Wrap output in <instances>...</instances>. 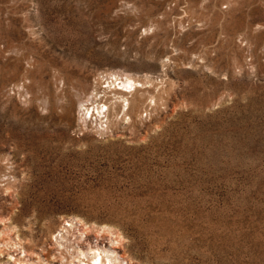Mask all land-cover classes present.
Masks as SVG:
<instances>
[{
    "label": "rangeland",
    "instance_id": "rangeland-1",
    "mask_svg": "<svg viewBox=\"0 0 264 264\" xmlns=\"http://www.w3.org/2000/svg\"><path fill=\"white\" fill-rule=\"evenodd\" d=\"M111 72L149 83L99 132ZM69 221L134 264H264V0H0V264L68 263Z\"/></svg>",
    "mask_w": 264,
    "mask_h": 264
},
{
    "label": "bare ground",
    "instance_id": "bare-ground-1",
    "mask_svg": "<svg viewBox=\"0 0 264 264\" xmlns=\"http://www.w3.org/2000/svg\"><path fill=\"white\" fill-rule=\"evenodd\" d=\"M115 76H122L124 77V80L117 85L114 81H111L113 78V75ZM106 78V79H105ZM105 79V80H104ZM118 78H116L117 80ZM106 83L107 86L105 85ZM148 81H141L140 78L127 73H114L111 72L109 74H106L105 76L101 77V79L97 82V84L92 88V92L86 95V98L79 102L80 106V120L85 125L88 123L87 116L90 115V120L92 119L98 120L100 117H106L107 120L110 121V124L115 121L117 123V120L125 119L128 110H130V106L133 100H136V96L142 91L143 87L148 84ZM105 85V86H104ZM147 88V87H146ZM132 100V101H131ZM137 104H139L141 101L137 98L136 100ZM106 104L108 112H103V109L101 110L100 104ZM103 106V105H102ZM110 106V107H109ZM154 108V107H153ZM130 119V117H129ZM114 124V123H113ZM70 222V223H69ZM68 223L72 228H67L68 226H64L67 234H63L62 239H66L65 242L61 243L60 240H57V242L61 243L60 246H63L65 248V253L70 257V259L73 261L75 259H78V264H134L131 260L127 259L125 256H121L118 253H116L115 245L116 242L110 240V247H100L99 245L93 246L89 245L87 248L82 249L79 245V239H83V235H87V230L85 228V225L80 223L79 226L74 225L73 222L69 221ZM79 222V221H78ZM77 222V223H78ZM72 229V231H70ZM76 230L79 232L80 237L77 238L78 242H72L69 238L75 236V233L73 230ZM103 230H106V228ZM110 233V238L113 237V232L111 229H108ZM71 233V234H70ZM3 234H0V239H2ZM115 237V236H114ZM117 238V237H115ZM4 240V239H3ZM19 240V239H18ZM114 240V239H113ZM121 240V239H120ZM81 242V241H80ZM58 244V243H57ZM117 245H119V240L117 239ZM6 247V246H5ZM63 250V249H62ZM24 251V250H23ZM64 251V250H63ZM27 253V252H26ZM64 254V253H63ZM19 255L14 256L12 254H8L7 262L9 264H16L17 262H21ZM64 259L68 260L67 257H63ZM26 261V260H25ZM72 261L66 262V264H74ZM64 262V261H63Z\"/></svg>",
    "mask_w": 264,
    "mask_h": 264
},
{
    "label": "built area",
    "instance_id": "built-area-1",
    "mask_svg": "<svg viewBox=\"0 0 264 264\" xmlns=\"http://www.w3.org/2000/svg\"><path fill=\"white\" fill-rule=\"evenodd\" d=\"M116 78H118L117 80H116ZM106 79V78H105ZM104 79V80H105ZM116 81L115 83L117 84V85H119V83H121V81L122 80H124V77H122V76H115V75H113V78H112V80H110V82L111 81ZM107 84L108 83H106L105 85L107 86ZM103 105V106H102ZM110 107V106H109ZM100 108H101V110L103 109V112H108L109 110H107V105L106 104H103V103H101L100 104ZM91 114H92V112H91ZM90 114V115H91ZM144 114H145V116L147 117L148 116V111H145L144 112ZM90 115H88L87 116V120L89 119V122L87 123V125H89V126H91V127H93L95 130H97V131H99V132H105V131H107V130H109V127H110V121L109 120H107V118L106 117H104V115H103V117H100V118H98V120H96V119H92L93 121H91L90 120ZM64 231V230H63ZM66 233V232H65ZM79 233V232H78ZM79 236H80V234H78ZM62 235H61V240H62V242L64 243L65 242V240L66 239H62ZM75 237V238H74ZM85 237V236H84ZM83 237V238H84ZM68 239H70L72 242L74 241L75 243L76 242H78V240H77V237L76 236H73V237H71V238H69L68 237ZM56 240H58V239H56ZM84 240V239H83ZM61 242V243H62ZM60 243V244H61ZM80 243H82V242H80V240H79V245H80ZM59 244V245H60ZM81 247V246H80ZM65 249V248H64ZM23 250V249H22ZM66 256H68V255H66ZM66 260V259H65ZM70 261H72V260H69V263H70ZM79 260L78 259H75V260H73L72 262L74 263V264H78L79 262H78ZM12 264V263H11Z\"/></svg>",
    "mask_w": 264,
    "mask_h": 264
}]
</instances>
